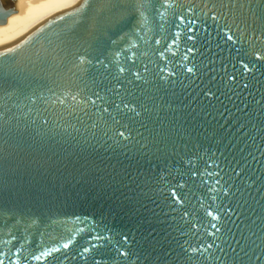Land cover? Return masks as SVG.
<instances>
[{
    "label": "snow or ice",
    "instance_id": "1",
    "mask_svg": "<svg viewBox=\"0 0 264 264\" xmlns=\"http://www.w3.org/2000/svg\"><path fill=\"white\" fill-rule=\"evenodd\" d=\"M165 5L169 0H162L160 6ZM170 6L168 29L153 39L161 47L169 41L183 45L182 53L178 46L171 58L145 41L143 50L137 47L120 62L121 53L108 51L102 43L104 26L115 18L95 17L84 35L61 41L57 55L47 50L9 55L12 48L0 52V232L20 244H13L15 251L0 250V264H28L30 258H39L31 250L35 245L26 247V237L15 234L17 226L28 221L47 227L60 215L46 188L19 182L22 169L27 171L25 158L52 145L66 154L95 146L123 156L128 164L119 172L114 169L101 191L126 187L127 179L134 185L129 203L134 207L151 201L180 237L153 257L127 233L112 232L101 214L91 217L89 245L73 252L70 244H63V252L53 250L61 253L54 264H264V2L171 0ZM83 7L92 4L85 0ZM98 7L123 13L128 7L141 11L156 5L151 0L131 5L99 0ZM37 78L51 85L47 91L56 97L51 103L35 92L24 95L23 81ZM192 81L200 84L188 103L205 116L221 97L236 106L234 96L244 105L237 107L238 116L230 115L237 121L244 118L240 128L252 141H244L246 155L222 158L194 144L186 125L182 131L171 97L178 85L183 93ZM13 94L24 103L9 104ZM59 96L70 99L66 103ZM140 159L149 160L147 169ZM133 164L142 172L135 179L129 174ZM49 255L41 252V257Z\"/></svg>",
    "mask_w": 264,
    "mask_h": 264
},
{
    "label": "water",
    "instance_id": "2",
    "mask_svg": "<svg viewBox=\"0 0 264 264\" xmlns=\"http://www.w3.org/2000/svg\"><path fill=\"white\" fill-rule=\"evenodd\" d=\"M91 8L85 9V0H0V52L12 48L9 55L22 54L29 51L32 53L47 50L52 55H57V50L62 48L61 41L71 36H82L89 29L91 18L114 19L111 24L104 26L102 43L108 51H119L121 55L117 58L123 62L137 51V47L143 50L145 41L153 47H159L164 57L171 58L177 52V47L183 51V45H173L169 41L163 47L155 44L154 37H163L172 20L171 0L169 5L160 6L162 0H151L155 8L136 11L132 7L121 13L119 8H99V0H89ZM113 4H135L139 0H111ZM264 0H252L253 4H259ZM258 15V11L254 8ZM251 19V17H250ZM183 31L181 25L178 29ZM49 62H52L50 57ZM207 63V60L204 61ZM220 80V77H217ZM188 83V81H185ZM199 81H192L188 89L182 93V86L175 89L176 95L171 97L174 106L178 110L177 119L180 120L182 131L187 126V132L193 143L199 142L204 148H209L222 158L232 159L233 155L239 156L241 152L245 155L248 152L244 141L251 144L252 141L247 133L242 131L240 125L244 118L237 121L231 113L239 115L237 107L244 105L233 96L230 103L225 97L220 98L209 115H203L201 108L189 104V100L199 89ZM21 87L25 96H31L33 92L41 101L55 100L50 96L47 88L51 85L43 79L24 80ZM59 95V94H57ZM0 97L3 93L0 92ZM60 100L67 103L70 98L59 96ZM9 104L21 103L22 97L13 94ZM186 107H182L181 104ZM0 104L3 100L0 99ZM227 109V110H226ZM15 110V109H14ZM191 113V115H189ZM223 113V116L220 115ZM171 116L172 113H169ZM194 117V118H193ZM254 135H256L253 132ZM224 138L223 140L221 138ZM187 137L180 138L181 141ZM257 143L260 142L259 135H256ZM57 142L64 144L60 138ZM259 156L258 153H256ZM139 159V158H138ZM251 161V157H248ZM31 161V163H28ZM27 171L22 169L19 182L25 186H43L57 202L59 216H54L56 223L33 225L28 221H22L15 234L18 237H26V247H32L33 255L39 258H30L28 264H54L53 258L61 253L53 251L61 248L65 243L70 244L71 250L88 246L90 241L88 234L92 228L91 217L104 215V223L114 233H127L137 247H140L146 254L151 253L153 257L162 251L173 247L180 242L177 233L168 227L163 211L151 201L143 200L140 204L131 205L129 198L133 196L131 189L134 187L127 179L125 186L113 185L101 191L103 185L109 182L113 170L119 172L128 164V161L121 157H114L111 152L105 151L102 147L92 146L86 151H75L65 153L60 151L56 145L49 149H42L34 152L25 158ZM143 169L149 167L148 159H140ZM252 167H258L255 163ZM141 169L132 165L129 174L135 179ZM142 174V172H141ZM156 204H160L156 201ZM256 212L259 207L253 205ZM250 217V212H245ZM86 218L87 221H86ZM251 218V217H250ZM9 225L13 224L9 218ZM3 218L0 217V225ZM235 231V229H234ZM41 232L44 234L41 235ZM238 235V233H237ZM8 240L7 245L3 241ZM258 243V241H257ZM20 247V244L13 241L10 236L0 232V250ZM50 255L41 257V252ZM23 252L20 253L23 256ZM62 258V256H61Z\"/></svg>",
    "mask_w": 264,
    "mask_h": 264
}]
</instances>
